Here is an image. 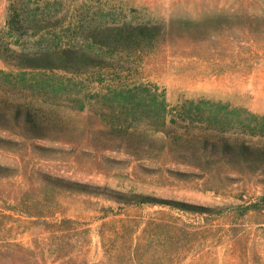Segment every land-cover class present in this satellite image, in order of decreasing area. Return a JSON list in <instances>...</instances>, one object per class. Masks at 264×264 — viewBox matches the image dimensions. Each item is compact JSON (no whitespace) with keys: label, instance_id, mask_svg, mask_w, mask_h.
Segmentation results:
<instances>
[{"label":"rangeland","instance_id":"rangeland-1","mask_svg":"<svg viewBox=\"0 0 264 264\" xmlns=\"http://www.w3.org/2000/svg\"><path fill=\"white\" fill-rule=\"evenodd\" d=\"M9 3L0 0V31ZM104 5L160 25L158 46L104 71L85 111L67 98L82 87L51 82L44 135L0 120V264H264V157L212 154L222 138L264 149V136L250 133L251 113L264 116V0H91L86 9ZM0 69L16 71L1 56ZM118 76L158 85L188 120L119 136L101 117L119 99L107 88ZM22 95L0 90L12 103ZM200 98L230 107L187 102ZM199 106L226 129L190 123ZM134 195L148 201L127 203Z\"/></svg>","mask_w":264,"mask_h":264},{"label":"trees","instance_id":"trees-1","mask_svg":"<svg viewBox=\"0 0 264 264\" xmlns=\"http://www.w3.org/2000/svg\"><path fill=\"white\" fill-rule=\"evenodd\" d=\"M90 1H78L73 9L72 0H10L6 26L0 31V56L16 71L0 69V77L5 82V85H0V90L10 96L16 92L26 95H22V102L12 103L10 97L0 100L1 121L11 120L16 125H21L23 121L30 131L44 135L50 127L45 121L44 106H53V92L57 89L51 82L61 80L68 89L82 87L78 93L69 94L67 98L74 103V109L85 111L95 99L88 97V89L94 82L103 86L104 71L119 73L125 66L117 65H125L124 61L136 62L156 49L162 36L160 25L150 19L139 21L134 15L118 12L108 5L99 6L91 12L86 9ZM132 11L137 13L138 9L132 8ZM92 70L95 71V79L87 82L86 78L90 79ZM61 72L84 79L79 81L59 74ZM130 72L133 73V70ZM112 83V86H107L108 96L119 99L102 112L101 117L110 127L119 130V136L131 140L134 136L131 131L141 128L155 133L165 132L169 124L179 129L181 122L188 120L182 106L170 109L166 91L156 84L130 85L121 76L113 78ZM53 101L56 103V100ZM187 102L209 105L212 112L230 107L229 103L206 98ZM196 109L197 117L188 115L190 123L207 120L210 123L219 122L226 129L225 120L218 115L212 113L206 118L201 116L203 111L200 106ZM251 117L258 122V125L250 127L251 135L264 136V116L251 113ZM208 143V140L203 141L205 146ZM213 146L220 152L212 154L221 157H264V149H252L244 143L231 145L227 138H222ZM232 149L235 152H229ZM147 199V196L134 195L126 201L144 203Z\"/></svg>","mask_w":264,"mask_h":264},{"label":"bare ground","instance_id":"bare-ground-1","mask_svg":"<svg viewBox=\"0 0 264 264\" xmlns=\"http://www.w3.org/2000/svg\"><path fill=\"white\" fill-rule=\"evenodd\" d=\"M226 92V91H225Z\"/></svg>","mask_w":264,"mask_h":264}]
</instances>
